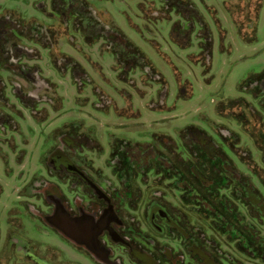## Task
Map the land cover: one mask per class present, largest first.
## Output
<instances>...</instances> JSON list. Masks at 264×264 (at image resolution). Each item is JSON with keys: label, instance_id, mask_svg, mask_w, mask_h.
<instances>
[{"label": "rangeland", "instance_id": "obj_1", "mask_svg": "<svg viewBox=\"0 0 264 264\" xmlns=\"http://www.w3.org/2000/svg\"><path fill=\"white\" fill-rule=\"evenodd\" d=\"M262 73L264 0H0V264H264L227 227L264 243ZM190 127L236 180H192L203 212L152 172L127 209L115 145L179 167Z\"/></svg>", "mask_w": 264, "mask_h": 264}, {"label": "trees", "instance_id": "obj_2", "mask_svg": "<svg viewBox=\"0 0 264 264\" xmlns=\"http://www.w3.org/2000/svg\"><path fill=\"white\" fill-rule=\"evenodd\" d=\"M84 8L87 9V6ZM91 18L94 20L93 16L88 17L89 20ZM259 77L262 80L264 78V73L259 75ZM250 80H248L249 83L252 81ZM241 122H243V120ZM188 132H184V133L190 134V136H187V138H189V141H192L189 147V149L192 151L188 150L189 158L191 159L185 160L187 163L179 167H177L178 165L177 164L175 165V163L168 156L167 158L159 156L160 155L159 145H157V147H153L152 145L150 146L152 147L150 148L153 153L152 155L150 149L142 148V146H137L139 151L138 156L134 153V151L136 150L135 148L137 147L129 146L128 143H122V144L119 143L118 145H116L112 156L113 157L112 160L114 163L113 165L114 172L120 180L119 181L121 186L120 190L121 191L123 190L125 194L124 195V199L126 200L125 204H128L129 209L136 210L140 200L138 194L139 191L135 190L134 188L135 185L139 181H141L144 185H146L148 180L147 176L149 175V173L152 172H154L156 175L161 174L164 177H170L172 176V174L176 176L179 175L178 176L179 177L178 183L180 185L179 188L183 190L185 189L187 190L186 192H189L183 195V197H181V200L185 204H195L197 206L199 205L200 210H202L203 212L206 206L204 203V195L202 193L203 191L199 190L197 186L192 184L191 183L192 180L199 182L200 179L199 184L200 183L204 184V180L208 178V175L210 176V171L212 174L216 172L218 174L217 178L212 179L211 184H209L210 185L209 190L212 192L215 191L216 193L219 192V190L225 188V184L232 183V181H230V176H233V179L236 180V177L234 175L236 170L231 171V168L233 169V167H231V164L227 159L225 150H223L221 146L219 145L217 146L216 143H214L215 145H213V142L209 140L207 134L204 131L200 130L199 128L190 127L188 128ZM183 138H185V135ZM157 141L158 143H160L161 148L167 150L169 154H170V150L176 152L175 146L172 143L171 139L168 140V143H163L159 141V139ZM167 144L170 145L169 148H167L166 146ZM192 158L195 159L192 160ZM207 170L209 172H207ZM190 174L194 176L193 179L190 177ZM195 174L199 176V178H197ZM183 176H185V178ZM192 190L196 191L194 196L191 194ZM200 200H202L203 202ZM132 201H134V203H132ZM257 202L260 203L259 198ZM251 204H255V202L252 201ZM218 216L219 215H215L216 218ZM218 218L220 219V217ZM231 218H233V220L237 222V224H240V226L242 224L241 227H243V223H240L241 221H239V218H237V216L234 213L231 214ZM230 224L231 225L228 224L227 226L228 230L235 236V238L239 237L241 239L239 245L240 250L243 251L244 253H247L249 255L252 254L257 258H261L264 260V243H255V241H257L259 237L255 236L252 232H249L247 230L241 236L240 235L241 233L239 232L240 229L237 227L236 223L233 224L230 223ZM259 241L261 242L260 239ZM154 250L156 251L155 245H152V251H147V252L151 253V255L154 258H156V255L153 254ZM156 260L159 261L158 258Z\"/></svg>", "mask_w": 264, "mask_h": 264}, {"label": "flooded vegetation", "instance_id": "obj_3", "mask_svg": "<svg viewBox=\"0 0 264 264\" xmlns=\"http://www.w3.org/2000/svg\"><path fill=\"white\" fill-rule=\"evenodd\" d=\"M118 144H119V143H118ZM115 147H116V145H115ZM114 150H115V148L113 149L112 156H113ZM112 163H113V160H112ZM113 165H114V163L112 164V166H113ZM113 169H114V167H113ZM115 175H116V174H115ZM116 176H117V175H116ZM117 177H118V176H117ZM118 179H119V178H118ZM119 181H120V180H119ZM119 183H120V182H119ZM120 189H121V186H120L119 189H115V190L113 189L112 192L115 191V192H116V196L119 197V198H122V199L124 200V201H123V202H124L123 205H124L125 207H127V209H129L128 204H125V203H126V202H125L126 200L124 199V195H125V194H124L123 190L121 191ZM93 191H94V192H93ZM92 192L94 193V196L97 195V193L95 192V189H94V190L92 189ZM113 194H114V193H111L110 195H113ZM126 194H127V193H126ZM107 195H109V193H107ZM99 196H100V195H99ZM99 196H98V197H99ZM107 197H109V196H107ZM112 197H114V196H112ZM101 200H102V201H101ZM111 200H112V205H113V203H114V199H111ZM106 202H108V200H107ZM110 202H111V201H110ZM104 204L106 205L105 200H104V199H101V198L99 197V198L97 199V205H96V206L99 207V208H101V206L104 205ZM134 241H135V242H134V243H135L134 245H135L136 247H139V244H141V242H140L138 239H136V240H134Z\"/></svg>", "mask_w": 264, "mask_h": 264}]
</instances>
